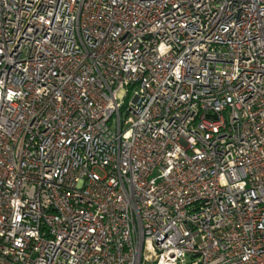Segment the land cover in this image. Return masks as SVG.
Listing matches in <instances>:
<instances>
[{
  "label": "built area",
  "instance_id": "1",
  "mask_svg": "<svg viewBox=\"0 0 264 264\" xmlns=\"http://www.w3.org/2000/svg\"><path fill=\"white\" fill-rule=\"evenodd\" d=\"M0 264H264V0H0Z\"/></svg>",
  "mask_w": 264,
  "mask_h": 264
},
{
  "label": "rangeland",
  "instance_id": "2",
  "mask_svg": "<svg viewBox=\"0 0 264 264\" xmlns=\"http://www.w3.org/2000/svg\"><path fill=\"white\" fill-rule=\"evenodd\" d=\"M132 95H133V93H132V91H131L130 94L128 95V97H127L124 101H125L126 103H128V102L131 100Z\"/></svg>",
  "mask_w": 264,
  "mask_h": 264
}]
</instances>
